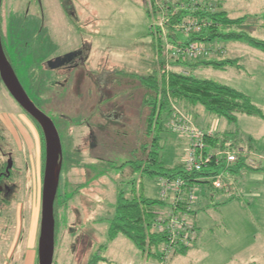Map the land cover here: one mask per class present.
Masks as SVG:
<instances>
[{
    "label": "rangeland",
    "instance_id": "1",
    "mask_svg": "<svg viewBox=\"0 0 264 264\" xmlns=\"http://www.w3.org/2000/svg\"><path fill=\"white\" fill-rule=\"evenodd\" d=\"M11 1L13 4L8 9L23 7L20 0ZM48 2L50 0L47 5ZM91 2L89 15L67 22L62 20L64 14L59 6V35L43 56L45 61L47 57L71 51L81 44L82 38L91 45L86 65L73 69L62 86H51L48 93L52 97L50 103H54L51 116L64 114L74 124L86 119L95 132L86 147L78 140L85 131L82 125L70 126L68 130L73 145L68 155L73 156L74 165L68 164L64 175L68 189L60 196L59 235L52 264H86L100 248V256L106 260L97 264H157L159 257H143L123 235L118 234L112 239L107 235L118 190L128 196L134 188L145 198L160 201L156 205L160 214L168 211L170 202L168 197L162 199L160 196L158 176H149L140 169L132 170L133 163L127 162L146 157L140 144L146 141L148 145L151 137L148 135L146 139L144 135L147 110L141 107V86L131 83L126 79L127 75L117 71L149 74L157 68V71L168 72L177 58L165 55L162 26L158 25L161 17L167 41L175 43L178 35L181 41H186L189 35L198 34L205 23L192 12L201 10L203 5L212 11L216 2H221L222 10L230 18L243 19L231 30L264 40V0L169 1L164 3L162 12L149 11L145 0ZM44 5L46 7V2ZM43 20L46 26V14ZM187 21L200 24V29L185 33L180 25ZM214 42L217 45L213 49L218 50H212L213 53L238 57L237 64L225 68L199 64L190 67L189 73L242 91L264 114V51L242 40L216 39ZM157 46L161 49L160 54ZM166 63L167 66H163ZM97 71L105 72L103 81L114 76L119 85L126 86L99 85ZM17 73L28 86L30 81L24 67L17 66ZM128 83L132 85L128 86ZM197 108L206 113L202 106L197 105ZM112 110L122 117L106 119L104 114L108 115ZM237 116L235 122L222 117L207 118L210 123L215 120L216 125L210 127L217 136H227L228 141L233 140L243 148L240 156L245 165L231 178L229 190H215L208 183L196 184L195 210L192 208L196 230L191 234L196 235V239L190 243L185 255L176 258L177 264H264V119L246 114ZM203 122L204 119L199 117L196 124L202 126ZM160 138L162 164L166 168L176 166L186 153L187 140L167 129L160 132ZM0 146L2 153L11 152L13 163L8 179L11 193L4 202L2 193L0 195V264H24L30 242L35 252L33 264H36L42 179L40 141L33 123L4 86H0ZM76 149L80 151L79 159ZM5 158V154L0 155V161ZM83 161L90 163L89 185L85 190ZM192 210L187 218L194 227Z\"/></svg>",
    "mask_w": 264,
    "mask_h": 264
},
{
    "label": "trees",
    "instance_id": "2",
    "mask_svg": "<svg viewBox=\"0 0 264 264\" xmlns=\"http://www.w3.org/2000/svg\"><path fill=\"white\" fill-rule=\"evenodd\" d=\"M158 3L164 4L159 1ZM216 3V8H211L212 11H209V8L207 9V7L203 5L201 10L195 11L194 13L192 12L193 16H197L205 21L203 24L204 27L198 34L189 35L184 42L203 41L206 43L215 39L242 40L248 45L264 51V40L252 37L243 31L231 30L232 26L239 25L243 19L230 18L227 16L226 12L222 10L221 3ZM175 41L178 42L177 37ZM158 43V46L161 47L159 41ZM158 46L157 50H159L158 52L160 54L161 49H159ZM178 62L182 61L174 59V63L172 64L176 65ZM204 64L225 68L226 66L236 65L237 63L232 59H223L219 61H208ZM117 73L127 75L128 78L126 79L128 81L131 83L134 82V84L137 83L142 88L141 107L147 110L144 116V135L147 137L146 139H148L149 135L151 137V142H149L148 145L146 141L140 144V147L142 146L143 151L146 152V157L132 161L133 165L131 169H140L142 173L149 176L156 175L158 178L182 176L187 180L189 186L194 183L196 181L195 178L200 175V173H184L181 162L169 168L164 167L162 164L160 132L167 129L166 121L169 116L172 102L177 104L184 112L189 113L192 119H194V113L191 112V108L197 105L202 106L209 115L218 118L222 117L228 122H235L238 114L257 116L264 119V114L261 109L252 102L247 94L209 79L193 77L189 71L181 73L174 70L168 72L162 70L161 72L157 71V68H154L149 74L124 72L120 70H118ZM115 78L117 77L112 76L110 78L109 76L104 86H110L112 88L126 86L119 85V82L115 81ZM131 83H128V86H131ZM0 86H3L1 82ZM28 117L39 133L42 173L44 162V141L42 132L35 120L30 116ZM226 141H228L226 138L220 141L219 138L214 136L206 138L207 144L214 148L223 146ZM231 143L233 144V142ZM244 165V161L240 160V162L231 167L230 172L236 173ZM3 167L4 162L0 161V169ZM11 174L12 171L10 172V175ZM198 183H208L211 186L209 181H200ZM130 192V195L126 196L122 190L117 191L113 215L109 219L107 235L112 239L116 235L121 234L133 243L143 257L147 259L158 257L157 252H159L160 245L164 242V235L152 230V228L155 217L160 215V211L156 208V205L160 201L145 198L141 193H136L134 188H132ZM2 200L4 201L7 199ZM192 217L194 229L196 230L194 221L195 211L193 210ZM195 239L196 235H194L193 242ZM188 249L189 246L178 245L173 250L172 255L185 254ZM100 251L101 248L95 252L94 256H92L86 264H97L100 260H106L104 257L100 256Z\"/></svg>",
    "mask_w": 264,
    "mask_h": 264
},
{
    "label": "flooded vegetation",
    "instance_id": "3",
    "mask_svg": "<svg viewBox=\"0 0 264 264\" xmlns=\"http://www.w3.org/2000/svg\"><path fill=\"white\" fill-rule=\"evenodd\" d=\"M20 1L23 7L21 9L19 8L18 11L14 8L8 9V7L12 6L13 4L12 1L10 2V0H1L0 36H1V43L5 56L8 62L10 63V65L12 66L14 73L16 74L21 86L23 87L24 91L26 92L30 100L35 104V106L39 108L43 113H45L48 117L51 118L60 139V144H61L60 173H59L57 191L53 206L54 220H55V227H54V249H55L56 240L59 235L60 215L58 208L60 207L59 205H61L62 202L60 196L62 195V192L65 189L66 190L68 189V183L66 182V180H64V175H66L67 173L66 172L67 165L68 164L71 165L74 161L73 156L71 157L68 155L69 154L68 152H71L73 146L72 139L70 134L68 133V130L71 128L70 126L78 127L82 125L85 131L82 133L83 134L82 136L79 135L80 139L78 140L82 141L83 146L85 145L86 147H88L92 142V137H93L92 135L95 132L93 130L92 125L86 119L82 121H78L77 123L74 124L71 118L64 114L57 113L51 116L49 113L54 112L51 110L52 105L54 103H50V98H49L50 96L48 95V93L51 92L50 90L52 87L60 86V85L62 86L64 84V81L69 77L68 75H70V72L73 69H78L79 67H84L86 65L87 53L90 50V45L85 40V38H82L80 41L81 44L77 48L71 51H66L57 56H52L50 58L47 57V60L44 61V57H45L44 55L50 48H52V44L54 43L53 40H55L57 35H59L58 21H57V17H59V12H57L59 6L65 17V18L63 17L62 20L66 19L67 22V20L72 21V19L76 18L73 10L72 0H50V2H48L49 5H47V0H20ZM45 2H46V7L44 5ZM45 14L47 16L46 26H44L43 24L44 22L43 18ZM16 39H18L17 42L15 41ZM46 41H47V47L44 48ZM56 58H58L57 61H55ZM17 66L24 67L25 75L29 78L30 81L28 86H25L23 82L20 80L17 73ZM104 73L105 72H100V71L96 72V78L99 82V85L101 84L104 85L106 82L103 81L102 78ZM22 112L26 117L29 116L23 110ZM111 112L112 113L108 115L104 114L106 119L109 118V119L118 120L120 119V117H122V115L117 111L112 110ZM36 132L39 137V133L37 129ZM1 151L2 148L0 146V155L5 154L6 158L2 160V162H4V167L0 169V180H1L0 193H2L3 195L1 199H7L8 195L11 193V188H12L9 185L8 179L11 176L10 170L12 169L13 163L11 168L8 170V172H6L8 159H11V152L2 153ZM76 151L74 152L77 153L79 159L80 151L79 149L78 150L76 149ZM132 161L130 160L129 162ZM89 164L90 163L86 161H83L82 163L83 175L86 176V179L82 183L84 190L89 185V177H90ZM42 174H43V169H42ZM71 213H73V208Z\"/></svg>",
    "mask_w": 264,
    "mask_h": 264
},
{
    "label": "built area",
    "instance_id": "4",
    "mask_svg": "<svg viewBox=\"0 0 264 264\" xmlns=\"http://www.w3.org/2000/svg\"><path fill=\"white\" fill-rule=\"evenodd\" d=\"M145 1L149 11H163L164 4L158 3L157 0ZM158 25L162 26L164 52L168 58H177L179 61L185 62L212 50H218L199 41L169 42L166 39L162 17ZM180 27L184 28L185 33H189L197 32L201 25L187 21ZM170 109L166 121L167 130L187 140L186 153L180 161L182 170L186 174L200 173V175L189 186L187 180L182 176L158 178L160 196L162 199L168 197L170 202L168 211L161 212L153 223L155 231L164 235V242L158 252L157 264H165L176 246H189L193 241L194 235L191 234L195 232V229L190 219L187 218V214L190 213L195 203L196 184H199L200 181H209L215 190H223L227 187L226 180L230 175V169L240 162V153L242 152L240 149L234 148L230 141L224 142L221 147H211L207 144L206 138L213 136V130H203L198 127L191 116L181 111L173 103H171Z\"/></svg>",
    "mask_w": 264,
    "mask_h": 264
},
{
    "label": "water",
    "instance_id": "5",
    "mask_svg": "<svg viewBox=\"0 0 264 264\" xmlns=\"http://www.w3.org/2000/svg\"><path fill=\"white\" fill-rule=\"evenodd\" d=\"M1 5V0H0ZM68 55V54H67ZM59 58V57H58ZM55 59V61L58 60ZM0 82L17 105L28 114L41 129L44 140V163L41 182L40 218L36 247V264H52L54 254V199L57 191L61 144L51 120L30 100L8 62L0 36ZM8 159L6 172L11 168Z\"/></svg>",
    "mask_w": 264,
    "mask_h": 264
},
{
    "label": "crops",
    "instance_id": "6",
    "mask_svg": "<svg viewBox=\"0 0 264 264\" xmlns=\"http://www.w3.org/2000/svg\"><path fill=\"white\" fill-rule=\"evenodd\" d=\"M91 1L92 0H72L73 10H74V13H75V16H76L77 19H80V16H83L84 14L89 15V13L87 11L89 10V12H91V8H92V2ZM158 1L159 2H163V3L168 2V1H171V2H175L176 3L179 0H158ZM93 3L95 5V7H98V5L95 4V2H93ZM177 39H178V42H184V41H181L180 40V36L179 35L177 36ZM206 43L210 45L208 47L217 45V44H213V43H215L214 40H212L211 42H206ZM223 56H225V58H222ZM223 56H219L217 53H213L211 51L210 53H207L205 55L199 56V57H197V58H195L193 60H189V61H185V62H178L176 65L171 64L170 65L171 67H169V71L170 70H174V71H181V73H186L188 71V69L190 67L194 66V65L197 66L199 64H204L205 62H208V61H219V60H223V59H232L236 63L238 62V57L231 58V57H228L227 55H223ZM212 67H214V66H212ZM174 68L177 69V70H175ZM215 68H218V67H215ZM191 112L194 113V119L193 120H194L195 124L197 123L199 117H201L202 120L204 119V122H203V125L202 126L196 124L201 129H203V130H212V128L210 127V125H216V124H214L215 123V120L214 119L212 120L214 123L208 122V119H207V118H211V117L213 118L214 116L209 115L208 113H204L201 109H198L197 106L191 108ZM237 117L238 116H236V120H237ZM213 136L219 138L220 141L223 138H229L227 136L219 137L214 132H213ZM231 142H233V147L234 148H238V149H240V151H243V148L240 147L239 145H237L235 143V141L232 140ZM241 160H243V159L241 158ZM237 172L236 173L230 172V175H229L228 179L226 180L227 187H225V189H223V191L224 190H229V186L232 183L231 178L234 176V174H237ZM193 210H195V209L193 208ZM29 245H30L29 246V249L30 250L26 254L24 264H33V260H34V257H35V252L33 250V244H31V242H30ZM189 249H188V251H189ZM185 254H174V255H172L170 257V259L168 260V263L167 264H177V262L175 263L176 258H178V256H180V255H185ZM178 264H181V262H178Z\"/></svg>",
    "mask_w": 264,
    "mask_h": 264
}]
</instances>
